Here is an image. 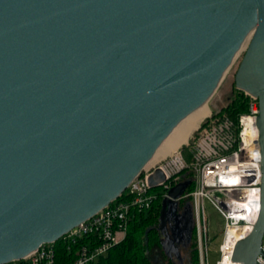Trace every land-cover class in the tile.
<instances>
[{
  "label": "water",
  "instance_id": "95a60500",
  "mask_svg": "<svg viewBox=\"0 0 264 264\" xmlns=\"http://www.w3.org/2000/svg\"><path fill=\"white\" fill-rule=\"evenodd\" d=\"M247 35L233 86L257 101L259 211L231 260L257 264L264 0H0V264L116 199L211 96ZM163 180L154 168L147 183ZM188 184L161 199L159 229Z\"/></svg>",
  "mask_w": 264,
  "mask_h": 264
},
{
  "label": "built area",
  "instance_id": "2783aa9c",
  "mask_svg": "<svg viewBox=\"0 0 264 264\" xmlns=\"http://www.w3.org/2000/svg\"><path fill=\"white\" fill-rule=\"evenodd\" d=\"M242 93L247 98L245 112L231 119L225 113L210 111L185 143L155 164H145L116 199L54 242L42 243L4 264H92L124 238L134 213L148 209L157 197L162 199L181 181L192 183V189L184 190L178 200H188L200 263L206 264L209 243L206 202L222 218L214 264H242L232 261L231 256L235 243L249 233L256 220L260 191L257 101ZM154 168L161 170L164 180L150 187L147 178ZM182 172L188 173L186 180H180ZM57 245L64 248L66 257L57 258ZM261 247L263 255L256 256L257 264H264L263 239Z\"/></svg>",
  "mask_w": 264,
  "mask_h": 264
},
{
  "label": "trees",
  "instance_id": "16d2710c",
  "mask_svg": "<svg viewBox=\"0 0 264 264\" xmlns=\"http://www.w3.org/2000/svg\"><path fill=\"white\" fill-rule=\"evenodd\" d=\"M246 100L247 98L242 91L236 90L223 113L231 119H235L238 114L247 110ZM180 175V180H186L188 173L182 172ZM191 189L192 183L190 182L185 191ZM160 202V197H157L148 209L134 213L127 223L124 238L110 247L103 257L92 264H150L147 253L152 246H158L160 241L157 230ZM180 205L189 208L187 199H184L183 202L180 201ZM192 234L195 240L194 228ZM190 248V264H198V254L194 241L192 244L190 243ZM56 255L58 259L65 256L64 248L60 245H57ZM167 264H171V262L167 260Z\"/></svg>",
  "mask_w": 264,
  "mask_h": 264
},
{
  "label": "rangeland",
  "instance_id": "374dc122",
  "mask_svg": "<svg viewBox=\"0 0 264 264\" xmlns=\"http://www.w3.org/2000/svg\"><path fill=\"white\" fill-rule=\"evenodd\" d=\"M243 50L232 61V63L227 68L226 72L224 73L222 79L218 83L217 87L215 88L211 96L207 99L208 110L217 115L223 113V110L226 107L227 103L230 101V98H232L234 93H236L237 89H235L233 86V75L239 63ZM157 161H153L154 163L151 162L150 164H155ZM183 200L184 199H181V200H178L177 202L180 203V201L183 202ZM189 209H190V206H189ZM204 213H205V217H206L207 224H208V235H209V243L207 245L208 250L206 254V264H214V260L217 257L216 248L220 241L219 232L222 227V218L206 202L204 205ZM193 228L194 227L192 226V231H193ZM195 232H196V229H195ZM195 237H196V233H195ZM159 240L161 241V238ZM160 241H159L158 246H152L147 253V258L150 264H167V260H169L171 264H190V254L187 257L183 255V252L180 253V256L182 258L181 261L177 260L174 256H171V258H167V256H165V254L163 253L160 247ZM193 241L197 243L196 239L194 240V236L192 234L191 244L193 243ZM196 249H197V244H196ZM198 264H201L199 259H198Z\"/></svg>",
  "mask_w": 264,
  "mask_h": 264
},
{
  "label": "flooded vegetation",
  "instance_id": "af4514ba",
  "mask_svg": "<svg viewBox=\"0 0 264 264\" xmlns=\"http://www.w3.org/2000/svg\"><path fill=\"white\" fill-rule=\"evenodd\" d=\"M193 219L188 207L180 206L177 202L175 212L165 217L164 225L157 227L161 241L166 238L163 243V253L167 258L174 256L181 261L180 253L187 256L190 254V243L192 235ZM160 241V242H161Z\"/></svg>",
  "mask_w": 264,
  "mask_h": 264
},
{
  "label": "bare ground",
  "instance_id": "6f19581e",
  "mask_svg": "<svg viewBox=\"0 0 264 264\" xmlns=\"http://www.w3.org/2000/svg\"><path fill=\"white\" fill-rule=\"evenodd\" d=\"M249 35L245 38L237 53L235 54L234 59L240 54V52L245 48ZM233 59V60H234ZM207 107V100L200 104L198 107L193 109L188 113L183 119L177 123V125L169 132V134L163 139L159 146L154 151L151 158L146 164H149L153 161L160 160L170 152L174 151L178 146L185 143L189 135L193 130L198 126V124L209 114ZM154 163V162H153ZM230 233H233L234 236L237 235L235 231L230 230ZM233 263V262H231Z\"/></svg>",
  "mask_w": 264,
  "mask_h": 264
}]
</instances>
